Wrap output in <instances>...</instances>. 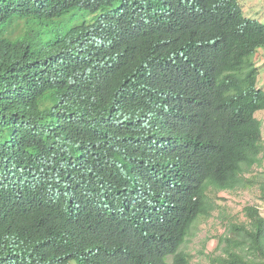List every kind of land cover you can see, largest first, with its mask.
Returning a JSON list of instances; mask_svg holds the SVG:
<instances>
[{
	"label": "trees",
	"instance_id": "obj_1",
	"mask_svg": "<svg viewBox=\"0 0 264 264\" xmlns=\"http://www.w3.org/2000/svg\"><path fill=\"white\" fill-rule=\"evenodd\" d=\"M192 1L195 8L207 6L202 21L177 29L174 18L167 15L168 7L154 0L148 7L153 24L142 41L141 52L145 53L124 66L141 63L165 49L176 55L189 29L201 30V38L220 44L191 49V58L205 64L201 78L207 82L200 88L210 98L203 121L191 124L199 174L193 185L166 197L164 227L169 232L163 235L159 252L151 250L142 238L136 239L145 249L148 264H168V257L173 258V264H189V254L181 249L195 222L214 211L211 193L257 187L264 201V169L255 173V167L264 164V141L253 117L264 110V89L257 88L259 69L252 61L254 51L264 46V25L241 18L238 0ZM29 2L0 0V26L6 28L14 19L27 18ZM244 39L246 42H239ZM86 63L85 57L63 64L39 57L27 71L38 72L32 75L33 82L14 75L12 79L0 78V191L28 187L30 179L36 188L68 183L80 192L87 185L101 184L130 189L136 177L154 181L158 161L154 169H144L142 152L128 140L133 132L131 119L112 118L100 110L103 106L88 101L75 106L57 89L63 76L85 69ZM116 72V78L123 73ZM76 141L92 147L83 151L75 146ZM27 155L34 164L40 163L33 166L36 176L30 179L17 177L23 171L17 161ZM242 214V221L223 219L229 220L224 233L216 238L213 253L207 255L209 264H264V216L256 206H245ZM22 216L19 211L1 212L3 228L28 225L29 220ZM117 231H122L121 225L100 230ZM61 241L62 232L57 228L33 225L21 241L0 242V264H70L64 259Z\"/></svg>",
	"mask_w": 264,
	"mask_h": 264
},
{
	"label": "clouds",
	"instance_id": "obj_2",
	"mask_svg": "<svg viewBox=\"0 0 264 264\" xmlns=\"http://www.w3.org/2000/svg\"><path fill=\"white\" fill-rule=\"evenodd\" d=\"M153 1L30 0L27 18L0 26V78L14 75L33 82L32 75L38 72L27 71L39 57L59 64L87 58L85 69L63 76L57 89L75 106L88 101L103 106L100 110L112 118L131 119L133 132L128 140L142 152L144 169H154L155 161L159 164L153 182L136 177L130 189L101 184L87 185L80 192L68 183L36 188L29 177L36 176L33 166L37 163L27 155L17 161L19 169L27 172L17 177H28L31 185L0 191V215L19 211L29 224L3 228L0 219V242L21 241L33 225L54 227L62 232L60 247L70 264H148L145 249L136 239L142 238L157 253L163 247V235L169 232L164 227L165 199L193 185L199 174L191 124L203 121L210 99L200 88L207 82L201 78L205 64L191 58V49L220 44L201 38V30L189 29L176 55L165 49L124 67L145 53L141 47L145 31L153 24L148 12ZM159 1L168 7L167 15L174 18L177 29L201 22L207 10L205 4L195 8L192 0ZM239 8L241 18L264 25L245 17ZM260 51L264 46L254 51L252 61L259 69L257 88L264 89V78H259L263 68L256 64ZM115 71L123 73L116 78ZM253 117L264 141V110ZM75 146L83 151L92 147L78 141ZM110 225H121L122 231L100 232Z\"/></svg>",
	"mask_w": 264,
	"mask_h": 264
},
{
	"label": "rangeland",
	"instance_id": "obj_3",
	"mask_svg": "<svg viewBox=\"0 0 264 264\" xmlns=\"http://www.w3.org/2000/svg\"><path fill=\"white\" fill-rule=\"evenodd\" d=\"M239 5L245 17L264 22V0H239ZM263 61L264 51H260L256 57V64L263 68L259 74L260 81L264 78ZM255 169L256 174L262 172L264 164L261 168L255 167ZM210 198L215 205L214 211L209 217L199 218L195 222L182 248L190 256L189 264H209L207 255L213 253L217 244L216 238L224 233V225L229 220L223 221V219L231 217L236 221L244 220L242 209L245 206L258 207L264 216V201L257 187L236 192H213ZM168 264H173L172 260H168Z\"/></svg>",
	"mask_w": 264,
	"mask_h": 264
},
{
	"label": "crops",
	"instance_id": "obj_4",
	"mask_svg": "<svg viewBox=\"0 0 264 264\" xmlns=\"http://www.w3.org/2000/svg\"><path fill=\"white\" fill-rule=\"evenodd\" d=\"M262 129H263V124H262Z\"/></svg>",
	"mask_w": 264,
	"mask_h": 264
}]
</instances>
